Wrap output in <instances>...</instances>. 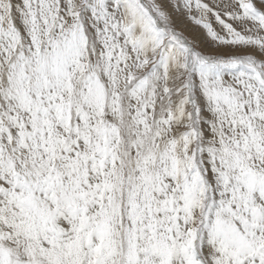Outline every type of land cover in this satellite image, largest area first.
Instances as JSON below:
<instances>
[{
	"label": "snow or ice",
	"instance_id": "1",
	"mask_svg": "<svg viewBox=\"0 0 264 264\" xmlns=\"http://www.w3.org/2000/svg\"><path fill=\"white\" fill-rule=\"evenodd\" d=\"M0 264H264V0H0Z\"/></svg>",
	"mask_w": 264,
	"mask_h": 264
},
{
	"label": "rangeland",
	"instance_id": "2",
	"mask_svg": "<svg viewBox=\"0 0 264 264\" xmlns=\"http://www.w3.org/2000/svg\"><path fill=\"white\" fill-rule=\"evenodd\" d=\"M190 34H192V33H190Z\"/></svg>",
	"mask_w": 264,
	"mask_h": 264
}]
</instances>
